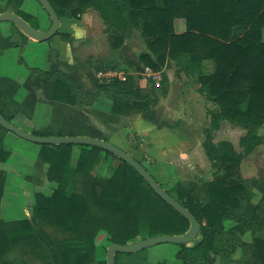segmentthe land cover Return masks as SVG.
I'll list each match as a JSON object with an SVG mask.
<instances>
[{
    "label": "trees",
    "instance_id": "1",
    "mask_svg": "<svg viewBox=\"0 0 264 264\" xmlns=\"http://www.w3.org/2000/svg\"><path fill=\"white\" fill-rule=\"evenodd\" d=\"M48 2L59 20L77 19L86 10H95L112 33V51H126L123 43L127 28L131 23L136 25L147 51L136 62H129L131 71L140 73L148 67L160 72L173 62L217 109V113L209 114L211 126L222 120L242 126L245 134L239 145L245 155L260 144L256 132L264 125V0ZM21 3L6 0L5 7L16 6L14 14L23 20L33 19L19 10ZM175 19L184 21L182 33L175 32ZM208 64L211 66L207 70ZM132 73L124 81L98 83L95 93L86 97L67 76L47 78L54 80L56 101L90 105L103 94L112 102L113 115L140 114L147 122L157 124L156 89L148 79L152 87L141 93L142 78ZM4 131L0 127V162L9 156L1 146ZM75 149L77 158L73 160ZM203 149L215 172L223 169L208 184L173 193L153 178L199 224L198 236L190 245L171 244L178 248L175 259L181 264H214L216 259L226 264L238 252L239 260L230 264H264V191L256 204L248 205L252 193L236 179L242 154L228 142L213 144L208 136ZM39 158L47 164V179L56 187L48 196L35 195L29 219L6 222L0 218V264H106L105 259H97L96 239L101 233L111 246L158 235H183L189 228L188 221L160 199L132 167L105 150L77 144L40 145ZM100 158L119 162L103 181L93 175ZM3 181L0 172V200ZM228 221L240 223L252 241L240 242L234 230L225 229ZM144 251L116 253L114 264H119L122 256L141 258Z\"/></svg>",
    "mask_w": 264,
    "mask_h": 264
},
{
    "label": "rangeland",
    "instance_id": "2",
    "mask_svg": "<svg viewBox=\"0 0 264 264\" xmlns=\"http://www.w3.org/2000/svg\"><path fill=\"white\" fill-rule=\"evenodd\" d=\"M5 4L6 0H0L3 12L14 13L17 9L16 6L5 7ZM19 10L33 18L24 17L33 29L45 31L50 20L37 0H22ZM88 12L92 23L86 24L82 33L77 35L82 36L81 41L72 38V27L76 24L72 19H63L58 34L45 42L30 40L9 22L0 23V113L26 133L43 137L85 136L109 142L133 157L162 187L173 193L176 189L189 192L221 175L223 169L215 172L203 144L207 136L213 144L228 142L242 154L236 179L252 193L248 205L256 204L264 191V125L256 132L260 144L251 154L245 155L239 145L245 134L242 126L225 120L211 126L209 114L218 112L214 105L204 99L203 105L193 107L194 95L185 86L182 89L173 87L175 91L166 90V71L172 72L173 83L179 78V70L173 62L169 61L160 71L158 85L149 79L156 89L154 118L157 124L147 122L140 114L113 115L112 102L103 94L90 105L73 106L53 99L54 80L48 79L47 75L69 77L72 85L82 92V97H86L96 91L99 82L95 75L103 70L100 68L127 67L130 70L124 71L134 75L129 62H136L138 56L147 51L139 31L132 30L126 32L123 43L126 51L113 52L108 45L112 33L103 29L97 13ZM81 17L77 19L80 21ZM87 46L89 48L85 49ZM210 66H206L207 70ZM142 72L136 75L141 76V93H145L152 86L147 84L148 79L141 75ZM185 101L192 105L190 109L186 108L187 113L181 109ZM1 146L9 156L5 162H0V172L4 176L0 218L6 222L29 219L35 195H50L56 184L47 179L48 166L39 158L40 145L5 130ZM72 157L73 160L77 158L76 149ZM118 164L113 158H100L93 169L94 178L97 181L107 179ZM225 229L234 230L242 243L252 241V236L240 223L228 221ZM108 246L106 235L99 234L96 239L97 259H105ZM177 250L171 244H160L142 250L141 258L122 256L119 264H181L174 257ZM239 257V253H235L226 264L238 261ZM214 264L223 263L216 259Z\"/></svg>",
    "mask_w": 264,
    "mask_h": 264
},
{
    "label": "water",
    "instance_id": "3",
    "mask_svg": "<svg viewBox=\"0 0 264 264\" xmlns=\"http://www.w3.org/2000/svg\"><path fill=\"white\" fill-rule=\"evenodd\" d=\"M46 15L50 20V26L46 31H39L33 29L26 21L12 12L0 13V23L9 22L16 29L21 32L25 37L36 42H45L52 38L59 30L60 20L55 11L49 4L48 0H37ZM0 127L4 130L16 135L20 139L37 145H86L95 146L113 156L119 158L130 167L144 180V182L152 189V191L162 199L170 208L177 214L186 219L189 223L188 230L183 235H158L143 240H139L126 245L112 244L105 252L106 264H114V255L121 254H134L142 250L155 247L160 244H174V245H190L198 236L199 224L190 213L185 210L178 202L170 197L166 191L153 179V177L139 164L133 157L119 149L118 147L106 142L104 140L95 139L85 136H67V137H43L26 133L21 129L15 127L0 115Z\"/></svg>",
    "mask_w": 264,
    "mask_h": 264
},
{
    "label": "crops",
    "instance_id": "4",
    "mask_svg": "<svg viewBox=\"0 0 264 264\" xmlns=\"http://www.w3.org/2000/svg\"><path fill=\"white\" fill-rule=\"evenodd\" d=\"M87 11H93V12H95V13H97L95 10H92V9H88V10H86L83 14H81L82 15V17H81V15L78 17V18H80L81 17V19H80V21L78 20V19H72V20H74L75 22H76V24H75V26L73 25V27H72V32L74 33V34H72L73 35V37L72 38H74V37H76L77 38V40L78 41H81V40H83V38H82V36H77L78 34L80 35L82 32H81V30L83 29V27H85L86 26V24H90V23H92V19L91 20H89V17H91V15H90V13L88 12L87 13ZM86 13V14H85ZM98 14V13H97ZM88 15V16H87ZM62 20L63 19H61L60 20V27H59V30H60V28H61V23H62ZM77 20H78V22H77ZM97 20L98 21H101V23H102V27H103V29H106V25L104 24V22H103V20L100 18V16L98 15V17H97ZM137 24V23H136ZM105 25V26H104ZM50 26V21H49V23H48V25H47V28L45 29V31L48 29V27ZM100 26H101V24H100ZM173 26H174V30H175V32L176 33H182L183 31H184V29H185V25H184V21L182 20V19H175L174 20V22H173ZM127 27V26H126ZM135 27H136V25H134L133 23H131V25L129 26V28H127V32H131L132 30H134L135 32L137 31L138 32V30H136L135 29ZM58 30V31H59ZM90 30V29H89ZM87 32V31H86ZM61 35H66V34H63V33H61ZM87 35H88V32H87ZM102 35H105V34H102ZM86 38H88V37H86ZM89 38L90 39H92V35H90L89 36ZM86 41H91V40H88V39H86ZM86 44H87V42H86ZM109 45V44H108ZM89 48V46H87V48H85V49H88ZM138 49V48H137ZM137 49H134V51H136ZM113 52H117V51H113ZM140 52L141 51H139V53L138 54H140ZM133 54H136V52H133ZM131 72H134V71H131ZM172 72L171 71H166V74H165V80H164V83H165V88H166V90L168 91V90H170V91H175L174 89H173V87H176V89H178L177 88V86L178 87H181V89H182V87H186L187 89H189V90H191L192 91V93H193V95H194V102H195V105L193 106V107H198L199 105H203V103L205 102V98L203 97V96H201L198 92H197V85H196V83L194 82V80L192 79V78H190V79H188L187 78V76H185V80H183V73H179V78H175V81L176 82H174L173 83V81H174V79L172 78V76L170 75ZM180 90V89H179ZM181 91H179V93H180ZM183 94V96H184V94L185 93H182ZM186 95V94H185ZM190 107H192V105H189L188 104V101H185V104L182 106V108L181 109H184L185 111H184V113L186 112L187 113V109H190ZM187 108V109H186Z\"/></svg>",
    "mask_w": 264,
    "mask_h": 264
},
{
    "label": "built area",
    "instance_id": "5",
    "mask_svg": "<svg viewBox=\"0 0 264 264\" xmlns=\"http://www.w3.org/2000/svg\"><path fill=\"white\" fill-rule=\"evenodd\" d=\"M132 73V72H131ZM130 74L125 72L124 70L118 69H103L99 70L96 73V80L103 84V83H110L112 81H124L127 75ZM142 76L150 79L154 84L158 85L161 81V74L160 72H153L150 68L145 67L141 74Z\"/></svg>",
    "mask_w": 264,
    "mask_h": 264
}]
</instances>
